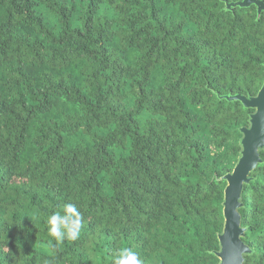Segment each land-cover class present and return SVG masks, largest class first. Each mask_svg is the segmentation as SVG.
Listing matches in <instances>:
<instances>
[{
	"label": "trees",
	"instance_id": "16d2710c",
	"mask_svg": "<svg viewBox=\"0 0 264 264\" xmlns=\"http://www.w3.org/2000/svg\"><path fill=\"white\" fill-rule=\"evenodd\" d=\"M237 0H0V264H217L226 182L264 81ZM241 225L264 264V149ZM82 228L56 245L47 217ZM54 249V250H53Z\"/></svg>",
	"mask_w": 264,
	"mask_h": 264
},
{
	"label": "water",
	"instance_id": "95a60500",
	"mask_svg": "<svg viewBox=\"0 0 264 264\" xmlns=\"http://www.w3.org/2000/svg\"><path fill=\"white\" fill-rule=\"evenodd\" d=\"M224 8L249 7L254 5L257 18L264 12V0L225 1ZM229 101H239L245 108L252 109L248 124L239 132L240 151L233 169L219 179L226 182L222 201L223 228L217 234L219 248L212 251L218 258L217 264H244L253 249L244 240L246 228L241 225L242 191L245 183L251 180V171L262 161L260 151L264 149V81L255 95H220Z\"/></svg>",
	"mask_w": 264,
	"mask_h": 264
},
{
	"label": "clouds",
	"instance_id": "9594fccd",
	"mask_svg": "<svg viewBox=\"0 0 264 264\" xmlns=\"http://www.w3.org/2000/svg\"><path fill=\"white\" fill-rule=\"evenodd\" d=\"M48 235L55 241L56 245L63 241H75L80 236L82 228V217L78 208L72 204H65L61 211L51 213L47 217ZM54 250V249H53ZM44 264H51L45 261ZM112 264H143L139 255L130 248H122L113 257Z\"/></svg>",
	"mask_w": 264,
	"mask_h": 264
}]
</instances>
